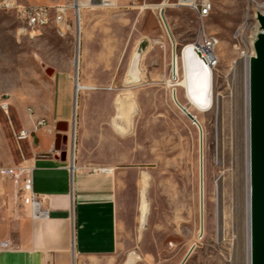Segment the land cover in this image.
Masks as SVG:
<instances>
[{
	"label": "rangeland",
	"instance_id": "rangeland-1",
	"mask_svg": "<svg viewBox=\"0 0 264 264\" xmlns=\"http://www.w3.org/2000/svg\"><path fill=\"white\" fill-rule=\"evenodd\" d=\"M12 1L69 5L72 30L64 37L54 26L27 28L14 11L0 9V97L9 95L11 100L8 113H0V166L31 156L30 141L18 143L16 135L30 121L28 109L44 118L49 114L53 68L70 70L76 80L78 15L73 4L78 2V9L83 2L87 6L79 14V78L84 65L95 64V72L89 74L97 88L81 81L85 89L76 92L79 102L95 95V154L136 167L121 183L118 252L79 264H127L136 255L133 264H244L236 246L238 239L242 241L238 227L244 223L245 195L241 64L262 31L255 10L263 6L253 10L252 0H212L208 18L188 8H171L165 17L168 34L151 10L130 8L134 0H111L112 7H97L93 0ZM136 3L142 6L143 1ZM204 36L219 44L217 63L211 68L212 106L200 110L187 90L171 87L169 79L172 43L181 58L184 46ZM137 55L140 77L133 82L130 69ZM177 102L202 127L204 193L200 130ZM31 143L38 146L37 135ZM10 193L11 186L0 183V215L2 208H10ZM19 203L31 207L24 197Z\"/></svg>",
	"mask_w": 264,
	"mask_h": 264
},
{
	"label": "crops",
	"instance_id": "crops-1",
	"mask_svg": "<svg viewBox=\"0 0 264 264\" xmlns=\"http://www.w3.org/2000/svg\"><path fill=\"white\" fill-rule=\"evenodd\" d=\"M81 72L79 82L97 88L89 74L95 72V64L84 65ZM49 84L48 126L35 134L38 146L32 145L31 136L32 154L26 157L34 167V191L44 198L42 208L47 215L35 217L31 207L15 204L12 183L5 182L11 193L10 208H2L0 215V264H79L86 258H109L118 252L121 183L136 167L95 154V95L90 93L79 102L70 70L53 68ZM30 125L27 121L25 128ZM74 139L76 171L72 175ZM3 242L7 247H2Z\"/></svg>",
	"mask_w": 264,
	"mask_h": 264
},
{
	"label": "built area",
	"instance_id": "built-area-1",
	"mask_svg": "<svg viewBox=\"0 0 264 264\" xmlns=\"http://www.w3.org/2000/svg\"><path fill=\"white\" fill-rule=\"evenodd\" d=\"M97 7H112L115 6L111 0H93ZM143 1L142 6L136 2ZM135 4L144 10H151L158 18L161 26H165L167 33L169 34L168 27L166 26V11L171 8H188L196 13L200 18H208L213 10L212 0H134ZM148 2V3H147ZM252 6H263L264 1L252 0ZM0 9L12 10L16 13L18 20L27 28L37 29L47 26H54L55 28H63L64 37H67L72 30V25L69 22V5H25L16 1L7 0L0 3ZM239 32L236 34L238 39ZM210 38L204 36L199 41L192 44L195 55L203 59L212 68L216 65L217 59L211 53L210 50ZM189 46L186 45L185 48ZM255 50V48H254ZM177 54V45L172 43V61H171V76L170 81H178L180 76L173 74V57ZM253 55V54H252ZM252 55H246V59ZM252 58H250L251 60ZM176 95V90H175ZM77 97V94H76ZM11 100L9 95H3L0 97V113H8L10 109ZM30 127L23 128L17 135L16 139L18 143L25 140H30L33 134H37L41 129L48 126L47 119L37 118L35 110L33 108L28 109ZM69 170L74 175L76 171L75 159H72V163L69 166ZM104 172H108V168L99 169ZM10 181L14 188L13 201L18 204L22 197L30 200L33 215L35 217H44L47 215V211L42 208L44 198L37 195L34 191V167L29 163V160L22 155V160L18 163H14L7 166H0V183ZM2 247H7V243L3 242Z\"/></svg>",
	"mask_w": 264,
	"mask_h": 264
},
{
	"label": "bare ground",
	"instance_id": "bare-ground-1",
	"mask_svg": "<svg viewBox=\"0 0 264 264\" xmlns=\"http://www.w3.org/2000/svg\"><path fill=\"white\" fill-rule=\"evenodd\" d=\"M76 2L73 7L76 10V14H80L81 10L87 5L83 2H79L78 9L76 8ZM256 20L258 21V15H264L263 8H256L255 10ZM259 22V21H258ZM61 36H64L63 28H58ZM78 35V50L76 56L77 65V76H76V90L79 92L85 89L84 86L79 82V68L81 56H80V41L82 35V23L80 21V28L77 27ZM219 44L218 39L210 38V50L214 55L215 49ZM252 50V49H251ZM253 54V55H252ZM246 55H252L246 59ZM215 56V55H214ZM256 56V51L245 53L244 61L241 64L243 71V98H244V223L243 227L240 229L238 227V238H242V241L237 240L236 246L238 250L240 249L244 255V264H252V167H251V82H250V58ZM216 57V56H215ZM139 55L135 57L134 62L131 65L130 76L133 82L139 81L140 71H139ZM212 67L208 65L206 61L198 58L194 51L192 44H189L181 54V58L174 54L173 59V74L180 76L178 81L169 80L171 87H182L187 90L189 100L200 110H207L212 106ZM182 73V76H181ZM92 89V88H91ZM175 90L173 92V99L176 102L177 96L175 95ZM186 108V107H185ZM188 109V108H187ZM189 110V109H188ZM119 129V128H118ZM75 149V146H74ZM75 150H73L72 155ZM75 159V157H74ZM204 193V184H203ZM202 204V203H201ZM203 205V204H202ZM205 209V208H204ZM204 215V214H203ZM202 215V216H203ZM202 234L205 232V223L203 222ZM241 233V235H240ZM242 246V248L240 247ZM237 251V250H236ZM191 252V251H190ZM135 256V255H134ZM135 258V259H134ZM128 261L127 264H133L137 260V255Z\"/></svg>",
	"mask_w": 264,
	"mask_h": 264
},
{
	"label": "water",
	"instance_id": "water-1",
	"mask_svg": "<svg viewBox=\"0 0 264 264\" xmlns=\"http://www.w3.org/2000/svg\"><path fill=\"white\" fill-rule=\"evenodd\" d=\"M261 33L254 42L256 56L251 59V167H252V264H264V15H258ZM80 28V15L78 14ZM50 69L47 70V73ZM178 107L200 130L201 192L203 193V131L187 108ZM203 200V195H202ZM191 254L189 252L188 256Z\"/></svg>",
	"mask_w": 264,
	"mask_h": 264
}]
</instances>
